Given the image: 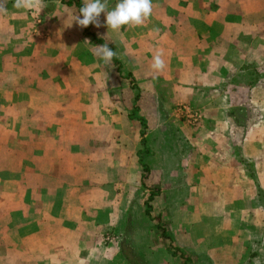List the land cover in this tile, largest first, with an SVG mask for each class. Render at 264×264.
<instances>
[{
	"label": "crops",
	"instance_id": "0c3cea01",
	"mask_svg": "<svg viewBox=\"0 0 264 264\" xmlns=\"http://www.w3.org/2000/svg\"><path fill=\"white\" fill-rule=\"evenodd\" d=\"M0 2V106L31 107L29 87L5 90L26 75L17 62L30 54L22 45L15 54L21 41L9 43L32 10ZM116 3L107 0L109 9ZM100 18L104 32L96 37L112 46L134 82L101 90L89 83V114L75 110L67 132L43 137V264H128L120 246L102 237L123 228L143 181L160 189L152 204L165 209L171 238L191 264H264V78L247 85L244 106L258 107L257 119L232 113L229 102L246 66L264 67V0H152L143 24L115 31L105 13ZM157 52L160 71L151 67ZM177 103L198 110L199 124L181 120ZM116 104L135 106L136 117ZM143 166L150 176L141 181Z\"/></svg>",
	"mask_w": 264,
	"mask_h": 264
},
{
	"label": "rangeland",
	"instance_id": "374dc122",
	"mask_svg": "<svg viewBox=\"0 0 264 264\" xmlns=\"http://www.w3.org/2000/svg\"><path fill=\"white\" fill-rule=\"evenodd\" d=\"M43 1L40 7L31 9V19L23 24L21 33H16L15 39L10 36L11 43L8 42L11 47L13 40L21 41L14 44L15 54L24 52L20 48L22 45L30 55L17 62L24 66V79L14 86L10 81L5 91L29 87L33 95L27 97L34 102L31 107L24 103L19 107L0 106V264H43V137L48 133L53 141L55 132H67L66 119L76 116L75 110L89 114L87 104L92 100L90 93L93 92L89 83L95 82L96 88L101 90L105 84L134 82L126 69H119L120 63H105L95 54L100 44L94 42V37L96 33L104 32L102 25L97 28L91 24L85 31V27L73 20L75 6H45ZM49 14L68 24L63 26L61 22L60 26H54L57 22L52 24L53 19L47 21ZM99 22H103L100 17ZM250 66L238 75L239 89L235 87V80L236 84L229 90V102L232 113L241 112L240 116L248 113L257 119L263 112L258 111V107L248 110L244 104L247 85L264 78V67ZM93 69H96L95 74H92ZM96 103L95 113L99 114L105 102L99 97ZM237 103L239 108L235 107ZM116 106L123 114L136 117L135 106L133 109ZM183 106L196 112L198 120L190 118V122ZM173 109L187 125L199 124L200 112L190 105L177 103ZM242 109L245 111H240ZM56 113L61 118L57 119ZM142 172L145 178L141 177V181L147 180L149 170ZM151 194L154 197L148 200ZM159 194L157 186H148L143 181L129 204L123 228L107 230L102 241L105 245L117 243L125 255L136 257L133 259L137 264L140 261L145 264H184L183 259L191 264L192 258L185 256L171 238L170 220L162 213L165 209L158 212L152 204ZM107 235L111 241L106 239Z\"/></svg>",
	"mask_w": 264,
	"mask_h": 264
},
{
	"label": "clouds",
	"instance_id": "9594fccd",
	"mask_svg": "<svg viewBox=\"0 0 264 264\" xmlns=\"http://www.w3.org/2000/svg\"><path fill=\"white\" fill-rule=\"evenodd\" d=\"M42 0H15L16 8L34 9L40 7ZM5 6L0 2V12H4ZM82 15L75 16L73 20L81 27H87L94 24L97 28L101 26L99 17L101 13L106 14V24L112 30H119L124 25L138 26L143 24L144 20L152 13V0H117L114 8L109 9L107 0H83L82 7L79 8ZM72 20V21H73ZM96 55L105 63H110L116 52L108 44L97 45ZM151 67L160 71L164 68L162 54L157 52L153 56ZM255 264H260L259 258H256Z\"/></svg>",
	"mask_w": 264,
	"mask_h": 264
},
{
	"label": "trees",
	"instance_id": "16d2710c",
	"mask_svg": "<svg viewBox=\"0 0 264 264\" xmlns=\"http://www.w3.org/2000/svg\"><path fill=\"white\" fill-rule=\"evenodd\" d=\"M62 2L67 4V5L74 4L75 7L77 8L78 14L82 17V15L79 13V8L82 7V3L80 2V0H67V1L62 0ZM90 25L91 24H89V26L85 27V31L90 27ZM94 42L97 43V44H100V45L105 43L103 39L97 38V37H94ZM105 44H107V43H105ZM108 46L110 48H112V46L110 44H108ZM112 62L117 64V65L119 64V61H118V59L115 56L113 57ZM143 171H146V166H143ZM142 177L145 178L144 175H142ZM153 197H154V195L151 194L149 196L148 200H151ZM121 252H122L123 256L125 257V259H126L128 264H137V263H134V260H136V259H133V258H136V257H132V256L128 257V255H125V253H124L122 248H121ZM183 260H184V264H188V260H186V259H183ZM140 264H145V263L140 261Z\"/></svg>",
	"mask_w": 264,
	"mask_h": 264
},
{
	"label": "built area",
	"instance_id": "2783aa9c",
	"mask_svg": "<svg viewBox=\"0 0 264 264\" xmlns=\"http://www.w3.org/2000/svg\"><path fill=\"white\" fill-rule=\"evenodd\" d=\"M183 109H184V113L186 115V117L190 120V118L195 121V120H198L197 118L199 117V115L196 113V112H191L186 106H183ZM190 122H192L190 120ZM107 240H112V238L110 236L107 235L106 237ZM110 240V241H111Z\"/></svg>",
	"mask_w": 264,
	"mask_h": 264
}]
</instances>
